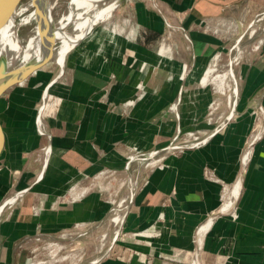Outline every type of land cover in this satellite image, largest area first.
<instances>
[{
  "label": "crops",
  "instance_id": "obj_1",
  "mask_svg": "<svg viewBox=\"0 0 264 264\" xmlns=\"http://www.w3.org/2000/svg\"><path fill=\"white\" fill-rule=\"evenodd\" d=\"M155 1L160 13L134 7L127 35L88 37L55 82L59 69L45 67L1 102L0 204L25 192L0 216V264L29 263V243L117 215L128 154L200 138V104L213 95L200 82L212 56L264 12V0ZM161 14L184 41H173ZM257 45L240 53L235 113L218 133L130 163L133 200L97 264H264V35Z\"/></svg>",
  "mask_w": 264,
  "mask_h": 264
},
{
  "label": "rangeland",
  "instance_id": "obj_2",
  "mask_svg": "<svg viewBox=\"0 0 264 264\" xmlns=\"http://www.w3.org/2000/svg\"><path fill=\"white\" fill-rule=\"evenodd\" d=\"M67 1L68 0H59L58 6L53 11L54 18L60 17L65 12V5ZM155 3V0L121 1L111 12L110 17L107 20L99 22L97 25H95L90 33L83 37L77 45H79L83 40H87L88 37H97L95 35H112L114 37H118V35H127V33H130L132 30V22H138L136 17V9L134 7L140 5L146 10L153 12L155 11L153 7L156 6L155 8L158 7L159 9V6H157L158 4L156 3V5ZM166 17L168 23L172 27L169 31H171L173 35L169 36L172 37L175 43L184 41L183 32L179 29L176 21L167 14ZM70 28L71 25L69 24L68 29ZM24 30L25 28L20 29L19 33L23 32ZM245 30L246 34L242 39L239 41L237 40L235 44L233 40L227 44L223 50L221 49L217 51V53H214L212 56L213 59L214 56L217 55L213 60H211V64L205 71L200 82L202 86L210 85L208 88V93L211 94L212 92L213 94L210 98H208V102H203L200 104V111H203L202 120L200 121V123H202L201 125L204 127V129H202L203 132L200 133L202 136H199L200 138L195 139L197 138V135L195 134L190 136L188 141L183 140V142L182 137L179 136L175 141L176 143L182 142L179 145H189L199 141L211 133L213 131L212 128L214 127L215 129L217 124L218 126H216V128L220 127L222 122L225 120L226 114H228L230 111L233 92L235 95L234 80L230 77L229 71H231L235 79V70L241 58L240 53L244 49H251L258 46L257 41H259V39L264 35V12L252 19L251 22L249 21L248 25H238L236 35L242 33V31ZM77 45L72 49L78 47ZM46 67H52L54 68V71H56L59 66L52 62ZM30 83L31 82H29V84ZM46 102L47 101H45L44 105L40 108L42 109L40 112L41 115L46 109ZM123 191H125V188H123ZM126 196L127 193H125V198L122 199L120 207L118 208L120 212L114 217H109L105 221V225H99L102 228L98 227L97 225L90 229L86 228L78 232L67 233L63 235H53L32 244L27 243L29 246L33 247L26 248L25 261H30L32 258L33 261H28L29 263L25 264H91L98 257H100L110 245L113 232L122 217L121 210L126 204ZM115 217L117 218V223L113 221ZM100 228L101 231H99Z\"/></svg>",
  "mask_w": 264,
  "mask_h": 264
},
{
  "label": "water",
  "instance_id": "obj_3",
  "mask_svg": "<svg viewBox=\"0 0 264 264\" xmlns=\"http://www.w3.org/2000/svg\"><path fill=\"white\" fill-rule=\"evenodd\" d=\"M9 0H0V28L12 17L14 14V8L11 6L10 3H8ZM53 0H35L36 2V17L37 19L34 21L36 27H37V41H38V57H32L28 59L25 62H18L16 59L14 65H9V63L4 60L0 59V105L1 102L6 98L9 97L11 93L16 91V89H23L24 87L29 84L48 64L52 63L53 60V54L54 50L57 44V35H55V28H54V23L57 18H54L53 16V11L54 9L58 6L59 0H55V6L53 8L51 7V3ZM71 0H68L66 2V5L68 6L69 2ZM123 0H119L117 4L112 8L111 11H113L117 5ZM65 5V7H66ZM22 29V28H21ZM93 28L90 29V31ZM90 31L86 34L88 35ZM19 33V31H18ZM85 35V36H86ZM84 36V37H85ZM81 40V39H80ZM79 40V41H80ZM77 43L73 45L76 46ZM72 47V48H73ZM71 48V49H72ZM59 73L56 79L53 81L55 82L63 73V68L58 67ZM234 79V78H233ZM52 82V83H53ZM50 83L45 87L43 90L42 94V99L44 100V94L47 93V90L49 86L52 84ZM234 87H235V98L237 96V83L236 79H234ZM235 99L234 101L231 102V107L228 115L225 117V120L222 122L220 127H217L213 129L211 133L200 139L199 141H196L192 144L189 145H177V144H169L167 147H164L163 149L151 151L147 154L143 155H137L134 157H131L129 162L125 165L124 171L126 173V183H127V197H126V204L124 205L122 209V217L120 220V223L117 225L113 232V237L110 242V245L108 248L101 254L100 257H98L95 261H93L91 264H97L101 259H103L107 253L110 251L112 248L114 242L117 240L118 235L120 233V229L122 226L123 219L126 215V212L128 208L130 207L133 196H134V191L137 185V178L133 177L129 165L132 161L138 160L140 162H146L149 159H153L156 156L162 155L164 153L174 151L176 149H183V148H194V147H199L209 141V139L215 135L216 133L219 132V130L230 120V118L234 115L235 109ZM43 104L41 105V107ZM40 107V108H41ZM40 111V109H39ZM39 111L37 115V120L39 118ZM2 118V111H0V120ZM6 148V138L5 134L2 128V124L0 121V157L2 156L3 152L5 151ZM45 169V165L43 167V170ZM42 176V175H41ZM41 178V177H40ZM25 190L19 191L15 193L14 195L6 198L1 204H0V216L3 212V210L8 207L9 205H12L23 193ZM14 197L12 201L10 199Z\"/></svg>",
  "mask_w": 264,
  "mask_h": 264
},
{
  "label": "bare ground",
  "instance_id": "obj_4",
  "mask_svg": "<svg viewBox=\"0 0 264 264\" xmlns=\"http://www.w3.org/2000/svg\"><path fill=\"white\" fill-rule=\"evenodd\" d=\"M118 1L71 0L68 6L66 5L65 12L60 17H56L54 23L57 44L52 62L63 68L65 56L73 45L99 22L107 20L111 16L112 8ZM8 3L13 6L14 14L0 28V59L6 60L9 65H14L16 59H18V62H25L32 57H38L37 27L34 23L37 19L36 2L35 0H9ZM50 3L53 8L55 0ZM69 24L71 25L70 29H68ZM21 28H25V30L18 33ZM229 75L234 78L231 71H229ZM46 97L47 93L44 94V100H46ZM234 99L233 92L232 101ZM38 127L41 129V119L38 120ZM116 220L115 217L113 221L116 222ZM207 225L201 230H204Z\"/></svg>",
  "mask_w": 264,
  "mask_h": 264
},
{
  "label": "built area",
  "instance_id": "obj_5",
  "mask_svg": "<svg viewBox=\"0 0 264 264\" xmlns=\"http://www.w3.org/2000/svg\"><path fill=\"white\" fill-rule=\"evenodd\" d=\"M156 7V6H155ZM155 7H153V9H155V10H157V12L158 13H160V10L158 9V7L157 8H155ZM161 16H162V18H163V21H164V24H165V27H166V29L167 30H171V25L168 23V21H167V17H165L164 15H162L161 14ZM260 113L261 114H264V111H262L261 109H260ZM191 135V134H190ZM197 139V138H196ZM129 155V158H131V157H134V156H137V155H140V154H138V153H133V154H128Z\"/></svg>",
  "mask_w": 264,
  "mask_h": 264
}]
</instances>
